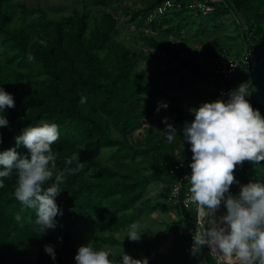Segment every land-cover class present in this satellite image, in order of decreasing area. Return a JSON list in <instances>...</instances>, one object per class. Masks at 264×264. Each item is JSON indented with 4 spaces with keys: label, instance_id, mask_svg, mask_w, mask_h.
I'll use <instances>...</instances> for the list:
<instances>
[{
    "label": "trees",
    "instance_id": "16d2710c",
    "mask_svg": "<svg viewBox=\"0 0 264 264\" xmlns=\"http://www.w3.org/2000/svg\"><path fill=\"white\" fill-rule=\"evenodd\" d=\"M103 1L91 0L98 4ZM203 4H209L210 9L203 10ZM32 12L38 15L27 18ZM230 12L240 27L244 25L245 45L236 54L243 47L250 49V64L235 68L225 82L226 96L229 99L230 91L246 84L245 99L264 117V0H146L139 7L129 8L125 20L134 23L137 40H145L154 50L152 55L165 62L162 73L166 77L177 74L180 82L198 77L214 80L201 106L213 102L218 86L224 82L213 66L222 53L230 51L222 47L208 49L204 62L192 56L179 57L172 54L171 45L164 39L145 29H159L163 36L169 32L181 35L183 28L199 32L206 25L216 27L219 18ZM89 16V8H74L59 18L47 17L42 7L25 5L17 15L12 0H0V43L4 49L0 56V88L12 95L15 105L0 113L8 121L6 127H0V152L15 148L27 155L28 150L17 146L15 138L27 127L55 123L60 137L51 147L57 161L53 179L45 187L55 182L56 174L62 175L61 189L54 198L62 215L55 218V228L43 231L36 222L37 210L22 206L14 196L16 172L3 180L0 264H76L78 250L71 242V233L85 226L91 217L104 219L108 226L106 234L93 238L94 251H101L102 244H121L140 248L136 259H146L147 264H202L203 254L210 264H215L206 245L198 252L191 248L193 210L176 209L177 217L165 221L159 232L144 230L141 242L115 237L114 231L128 230L142 215L172 209L167 197L178 171L170 170V145L159 140L150 127L144 128L137 142L128 138L142 125L143 118L154 112L155 104L149 95L158 84L144 69H135L138 57L117 38L119 25L109 11L93 15L91 27ZM173 57L178 59L170 65ZM22 78L30 86L19 94L10 89V83ZM179 118H174L171 126L176 138H184ZM183 119L190 121L189 117ZM104 147L111 149L109 162L100 159ZM76 153L79 160L67 164V158ZM140 160H145L147 166L138 168ZM234 176L238 183L230 186L231 194L249 182L264 183V161H245L236 166ZM152 188L156 197L150 199ZM55 235L60 237L58 242ZM45 245L53 246L54 260L44 251ZM33 248L34 262L30 256ZM109 259L112 264H121L122 256L109 252Z\"/></svg>",
    "mask_w": 264,
    "mask_h": 264
},
{
    "label": "clouds",
    "instance_id": "9594fccd",
    "mask_svg": "<svg viewBox=\"0 0 264 264\" xmlns=\"http://www.w3.org/2000/svg\"><path fill=\"white\" fill-rule=\"evenodd\" d=\"M247 94V85L241 84L228 93L226 102L203 103L193 110L194 120L186 122L182 129L192 152L190 201L199 212L193 250L198 252L208 245L218 264L224 260L228 264H264V183L241 185L236 197L229 193L230 186L238 183L234 176L237 165L264 161V117L245 99ZM14 106L12 95L0 88V113ZM159 107L166 108L167 104ZM7 125V119L0 115V127ZM164 133L169 142L176 136L171 125H167ZM59 137L58 125L44 122L25 128L15 138L17 146L28 150L27 155H21L15 148L0 152V187L15 171L14 196L22 206L37 210L36 222L41 231L55 228V218L62 215L54 200L61 189L62 175L56 174L55 182L45 187L53 179L57 155L51 146ZM77 160L79 153L67 158L66 163L70 165ZM222 202L226 212L217 218ZM139 227L137 223L131 224L126 237L138 241L142 234ZM44 251L55 259L53 246L45 245ZM74 259L76 264H112L108 251H94L88 245L80 246ZM121 264H147V260L123 253Z\"/></svg>",
    "mask_w": 264,
    "mask_h": 264
},
{
    "label": "rangeland",
    "instance_id": "374dc122",
    "mask_svg": "<svg viewBox=\"0 0 264 264\" xmlns=\"http://www.w3.org/2000/svg\"><path fill=\"white\" fill-rule=\"evenodd\" d=\"M146 0H105L103 4L92 3L91 0H12L16 6L17 15L20 14V7L25 5L27 7L40 6L45 10V16L59 18L61 15H66L72 12L74 8L79 11L83 8L90 9L89 27L92 26V16L97 15L102 10L109 11L116 22L119 25V31L117 38L123 40L130 46V51L137 55V62L135 69H144L147 74L152 75L158 84V88L154 93L149 96L152 98L155 104L154 112L144 117L142 125L128 134V138L133 142H137L143 137L144 128L150 127L151 132L154 133L159 140L170 145V151L173 154V159H176L182 155L186 147V141L183 137H175L173 141L169 142L165 136V130L167 125H171L174 118L181 117L178 120V126L183 129L184 124L191 123L194 120L193 110L200 106V102L203 100V96L211 91L214 87V80L212 78H196L191 81L180 82L177 80V74L171 77H166L162 70L165 68V62L159 61L152 53L154 50L150 48L145 40L136 38L137 31L134 23L127 22L126 11L129 8H136L142 5ZM38 15L37 13H28L27 18ZM241 21V20H240ZM242 24V23H241ZM165 25V24H164ZM164 25L162 27H164ZM145 28V27H144ZM244 25L241 27L234 20V13L230 12L221 16L216 24V27L203 26L199 28V32H196L193 28H183L181 35L173 33H167L163 36L159 29H145L154 33L157 37L164 39L172 47V54L180 56H192L199 62L205 61V53L208 49H214L218 47L225 48L230 51V54H236L241 46H244L243 38ZM224 49V50H225ZM142 50V52H139ZM4 55V49L2 43H0V56ZM178 58L173 57L169 64H173ZM30 83L26 78L13 80L10 83V89L22 94L26 91ZM161 104H167V107H159ZM159 107V111L157 108ZM189 117L190 121H185L183 118ZM167 118L166 122H162ZM115 133V129H112ZM111 149L104 147L100 151V159L103 162H109V153ZM139 159V158H137ZM137 163L138 168L147 166L145 160H140ZM231 194V193H230ZM150 199L156 197L155 189H150ZM236 197L239 192L231 194ZM223 202L220 208L216 212V217H220L225 214ZM177 217V211L173 208L164 211L156 210L149 215H142L138 221L139 231L141 237L138 241H131L126 237L128 230H116L114 235L116 238L131 241L141 242L145 235L144 230L151 232H159L165 221L174 219ZM108 232V226L104 219L98 217H91L83 227L76 228L71 233V242L78 250L80 246H90L93 238L96 235H103ZM56 242L60 240L58 235L54 236ZM101 250L111 253H118L121 256L124 254L129 255L133 259H136L141 253V249L135 246H125L121 244H102ZM36 248L30 251L32 261L35 259ZM223 264H228L227 260Z\"/></svg>",
    "mask_w": 264,
    "mask_h": 264
},
{
    "label": "built area",
    "instance_id": "2783aa9c",
    "mask_svg": "<svg viewBox=\"0 0 264 264\" xmlns=\"http://www.w3.org/2000/svg\"><path fill=\"white\" fill-rule=\"evenodd\" d=\"M202 8L203 10H209L210 5L203 4ZM249 55H250V49H248L247 47H243L238 54L222 53V56L219 59V61L216 62V64L213 66V70L222 75L224 82H222L220 86H218L213 101L222 100L226 102L228 100L226 96L225 82L231 79L236 67L249 66L250 64ZM191 162H192L191 146H190V142L187 141L186 147L182 152V155L171 161L170 170L178 171V176L169 187L167 200L174 210L178 209L180 212H182L183 210H189V211L193 210L194 217L191 220L193 226L190 229L191 231L190 245L193 250V234L199 230V212L197 205L190 201V191H189L190 183L188 181V178H190L191 175V168H190ZM206 246L209 250V253L213 256L214 263L218 264L217 257L211 253L210 247L208 245ZM200 261L202 264H210V261L207 259V257L204 254L200 256Z\"/></svg>",
    "mask_w": 264,
    "mask_h": 264
}]
</instances>
